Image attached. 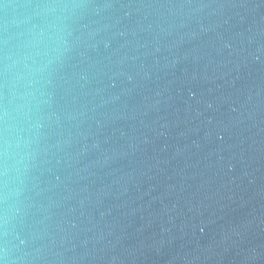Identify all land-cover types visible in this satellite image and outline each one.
<instances>
[{"label":"water","instance_id":"water-1","mask_svg":"<svg viewBox=\"0 0 264 264\" xmlns=\"http://www.w3.org/2000/svg\"><path fill=\"white\" fill-rule=\"evenodd\" d=\"M0 264H264V0H0Z\"/></svg>","mask_w":264,"mask_h":264}]
</instances>
